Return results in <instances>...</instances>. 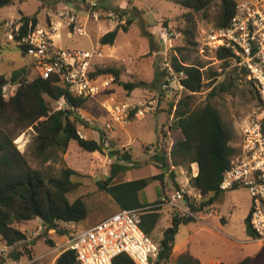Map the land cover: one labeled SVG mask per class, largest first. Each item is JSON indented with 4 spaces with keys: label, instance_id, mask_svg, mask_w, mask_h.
Masks as SVG:
<instances>
[{
    "label": "rangeland",
    "instance_id": "rangeland-1",
    "mask_svg": "<svg viewBox=\"0 0 264 264\" xmlns=\"http://www.w3.org/2000/svg\"><path fill=\"white\" fill-rule=\"evenodd\" d=\"M91 1L16 0L12 5L0 9L2 23L0 42L3 44L0 52L1 75L11 78L15 71L20 70H23L20 79L32 80L38 75L34 61L26 58L19 50L17 44L9 37L11 29L6 26L7 22H18L23 16L37 15L38 27L57 29L53 34L58 33L59 36L53 35V38L58 48L70 52H86L97 47L102 51L103 57L93 61L94 71L116 69L121 73V82L140 83L139 88L128 92L116 82L113 75H103V78L114 79L111 93H106L110 97L103 95L89 99L80 110V115L90 125L79 128L80 136L85 139H98V132L91 128L104 131L103 153H89L81 149L76 142H72L61 161L43 165L33 155L35 136L33 129L30 127L15 133L13 143L32 168L44 170L52 176H58L64 169L76 173L73 180L79 182L81 187L69 195V198L74 201L78 197H83L90 212L89 217L79 224L62 225L60 229H66L68 231L66 235L54 231L47 234L38 233L40 222L30 223L24 230L29 240L37 241L35 247L37 259L34 262L27 258L15 261L11 253L22 245L9 248L0 243V264H41L40 257L43 255L45 264H56L60 253L59 246L67 243L76 233L91 228L115 213L118 205L108 194L100 191L97 184L99 180H104L110 175L111 165L116 162L111 155L114 152L129 150L134 155V161L139 163L138 166L134 165L135 168L120 173L115 179L116 183L146 178L157 172L149 164L150 155L145 153L143 145L152 144L157 142L158 138L161 137L163 140L166 137L168 143L162 144V148L170 153L173 145L183 136L173 127L172 132L168 130L174 125L177 103L188 94L177 82L168 81V73L163 66L166 60L171 61L173 57L186 58L185 65L196 64L201 66L204 72L213 69L221 74L214 85L217 86L216 96L208 100L212 88L205 87L195 94L193 107H201L208 101L217 107L227 126L233 131L234 146L239 147L241 129L256 107V97L250 92V85L246 83L244 76L230 73L231 69L225 72L221 62L216 58V50L221 46V39L220 30H217L210 21L215 6L202 14L204 17L209 11L207 19H201V16L197 15L194 40L196 45H191L183 32L187 28L184 15L189 9L180 5L177 0H100L95 7H92ZM247 1L249 0H237L239 4ZM122 11L127 14L123 19L119 16ZM127 18L132 21L130 25ZM118 25H128V31L120 30L113 46L100 45L99 38ZM75 27H82L86 34L84 36L75 34ZM165 30L174 32L175 36H170V40L164 41L160 35ZM222 82L225 83L224 90L220 86ZM165 83H169L168 86H165ZM16 87L13 85L5 89L6 98L14 93ZM109 98L116 103L126 102L137 108L147 101H153L156 103L155 110L145 114L141 119L133 118L124 128L113 124L104 108V103ZM64 107L63 102L52 104L53 109ZM107 124H111L112 129H106ZM0 131L8 135L14 134L12 126L0 124ZM173 169L179 175L181 188L199 197V192L191 184L192 177L197 176V165L192 164L190 169L183 166H175ZM168 180L169 178L166 181ZM170 188L171 184L168 182L163 186L156 181L141 194V199L148 203L155 202L164 194H172ZM197 201L199 206L204 200L201 197ZM252 205V197L245 187L223 192L211 207L197 214L200 216L199 220L195 218L194 222L180 227L176 236L178 244L195 233L192 252L205 263L213 259L221 261V264H239L249 259V264H264V241L256 240L247 233L246 220ZM165 211L167 212L163 214L158 231L152 236L154 240H158L162 231L170 226V212L167 209ZM209 212L216 215L211 216ZM47 240L53 241L54 246L47 243ZM3 251L5 252L2 253Z\"/></svg>",
    "mask_w": 264,
    "mask_h": 264
},
{
    "label": "trees",
    "instance_id": "trees-1",
    "mask_svg": "<svg viewBox=\"0 0 264 264\" xmlns=\"http://www.w3.org/2000/svg\"><path fill=\"white\" fill-rule=\"evenodd\" d=\"M15 1L0 0V9L12 5ZM177 2L189 9L184 15L187 28L183 32L191 45H196L194 40L197 15H200L201 19H207L209 11L204 17L202 14L215 6L210 21L217 30H224L230 26L239 5L237 0H177ZM126 15L125 11L119 13L121 19ZM38 22L37 15L23 16L18 21L21 24L20 30L18 32L11 30L12 41L23 53L27 48L23 39L38 27ZM127 22L129 25L132 23L130 18H127ZM120 30L127 32L128 25H118L103 35L99 40L100 45L113 46ZM2 49L3 44L0 42V52ZM216 58L221 62L225 72L231 69L230 73L244 76L246 83L250 85V92L256 97V106L259 105L254 83L247 80V71L236 65L238 61L234 60L232 51L220 47L216 50ZM185 61L186 58L178 57H173L171 60L175 72L185 74L181 79V85L188 92L177 103L174 125L171 126V130L173 127L181 131L183 139L173 145L169 154L162 148L160 141L151 145L156 151L153 155L150 154V146H145V153L150 155L149 164L157 172L149 177L128 182L116 183L115 179L120 173L135 168L134 165L138 166L139 163L134 161L131 151H116L111 154L116 162L111 165L110 175L97 182L99 190L108 194L120 210L151 207L141 216V228L151 238L158 231L164 217L163 209L156 206L158 200L148 203L141 199V194L151 184L159 181L164 186L168 182L171 184L172 192L181 190L179 175L173 167L183 166L190 169L192 164H196L198 174L192 177L191 184L204 201L199 206L189 203L194 212H201L211 207L223 193L220 185L224 174L239 152V148L232 144L233 131L227 126L217 107L210 101L201 107H193L195 94L205 87L212 88L208 100L216 96L217 86L214 85L221 74L213 69L204 72L201 66L185 65ZM22 74L23 70L15 71L11 78L0 74V124L12 126L14 130L13 135L0 131V243L9 248L22 245L12 251L11 257L15 261L27 258L32 262L37 258L36 244H32L28 239L25 227L40 220V226L44 228L43 233L54 231L66 235L68 231L60 229L61 226L81 223L89 217L90 210L83 197H78L74 201L69 198V195L77 192L81 187L79 182L73 180L76 173L64 169L58 176H52L44 170L32 168L13 143L15 133L30 127L33 129L35 133L33 155L43 165L61 161L72 142H76L81 149L89 153H103L105 133L91 126L93 131L98 132V139H85L80 136L79 128L90 127L88 121L80 117L79 113L89 99L74 96L70 88L62 83L59 75L52 74L46 79L37 75L34 79L28 80L20 79ZM120 74V71L108 68L94 71L92 77L113 75L116 82L126 91L132 92L139 88L140 83L121 82ZM168 84L165 83V86ZM13 85L17 86L14 93L6 98L5 89ZM220 86L222 90L226 88L224 82ZM111 90L107 92L111 93ZM58 102H63L65 107L53 109L52 104ZM137 109L130 112L131 118ZM194 221L195 218L192 217H174L158 240L152 238L159 250L154 264L170 262L202 264L198 258L188 252L179 255L173 261L175 239L179 228ZM246 226L249 236L256 239L250 226V215L246 220ZM47 243L54 246L51 240H47ZM56 264H78L76 253L73 250L63 251L57 258ZM113 264L135 263L127 254H121L113 260ZM239 264H249V259Z\"/></svg>",
    "mask_w": 264,
    "mask_h": 264
},
{
    "label": "built area",
    "instance_id": "built-area-1",
    "mask_svg": "<svg viewBox=\"0 0 264 264\" xmlns=\"http://www.w3.org/2000/svg\"><path fill=\"white\" fill-rule=\"evenodd\" d=\"M99 1L92 0V7L97 6ZM6 26L18 32L21 24L10 21ZM56 32V28L49 30L37 27L23 39L27 44L24 55L34 61L38 75L45 79L52 74L59 75L62 83L76 97H108L106 92L112 89L114 79L92 77L93 61L102 55L100 49L95 47L86 52L62 50L55 45L53 33ZM75 34L84 36L86 32L82 27H75ZM160 36L167 41L175 33L165 30ZM219 36V48L225 47L232 51L234 60L238 61L236 65L244 68L247 80L254 83L260 101L241 129L239 152L225 172L220 189L223 192L239 187L248 189L253 201L250 226L256 240L264 241V0H249L239 4L230 26L220 30ZM9 37L13 39V33ZM163 66L168 73V81L177 82L183 89L181 79L185 74L176 73L170 60H166ZM155 104L153 101L143 103L133 118L141 119L153 112ZM104 108L113 124L124 127L131 123L133 118L130 112L137 107L107 100ZM106 129H112V125L107 124ZM155 153V148L150 146V154ZM201 197L181 188L172 194L160 196L156 206L167 209L171 218H198L199 212H194L189 202L197 205ZM149 208L113 213L91 228L73 235L67 243L59 246V254L73 250L78 264H113V260L121 254H127L135 264H154L158 246L141 228V216ZM37 231L43 233L44 228L40 226Z\"/></svg>",
    "mask_w": 264,
    "mask_h": 264
},
{
    "label": "crops",
    "instance_id": "crops-1",
    "mask_svg": "<svg viewBox=\"0 0 264 264\" xmlns=\"http://www.w3.org/2000/svg\"><path fill=\"white\" fill-rule=\"evenodd\" d=\"M57 36H59V34L57 33V34H55L54 35V37H57ZM99 40H100V38H99ZM101 51V50H100ZM101 53H102V51H101ZM101 57H103V53H102V55L100 56V57H98V58H96V59H99V58H101ZM95 59V60H96ZM108 97H110L109 95H108ZM109 101H111V100H113L112 98H109L108 99ZM114 101V100H113ZM126 103V102H125ZM126 104H128V105H131V104H129V103H126ZM132 107H134L133 105H131ZM170 115H172V114H170ZM171 117H173V115L171 116ZM125 128V127H124ZM169 130H170V132H172V130H171V128L169 127ZM175 131H179V130H175ZM179 132H181V131H179ZM182 134V133H181ZM110 136V135H109ZM182 136H183V134H182ZM111 137V136H110ZM162 138L160 137V138H158V140H160V144H164V143H168V140L166 139V137H165V139H163V140H161ZM183 139V138H182ZM181 139V140H182ZM119 140V139H118ZM157 140V141H158ZM165 141V142H164ZM156 142H154V143H152V144H144L143 146H151V145H153V144H155ZM127 146H129V145H127ZM142 149H143V147H142ZM142 153V152H141ZM136 154V153H135ZM137 155V154H136ZM197 174H198V171H197ZM196 174V175H197ZM111 198V197H110ZM112 199V198H111ZM112 201H113V199H112ZM114 202V201H113ZM115 203V202H114ZM120 209H119V207L117 208V210H116V212L117 211H119ZM164 212H167V211H165V209L163 210ZM216 213H217V211H216ZM209 214L211 215V216H215L216 214H214L213 212H209ZM112 215V214H111ZM110 216V215H109ZM169 216H170V213H169ZM108 217V216H107ZM107 217H105V218H107ZM199 217L200 216H198V218H197V220H199ZM104 218V219H105ZM223 219V218H222ZM103 220V219H102ZM170 220H171V217H170ZM36 221H38V222H40V220H36ZM98 223V222H97ZM40 225H41V222H40ZM39 225V226H40ZM180 229V228H179ZM195 233H193L192 235H190L187 239H185V240H182L179 244H178V242H177V239H175V247H174V251H173V261H175V259L179 256V255H181V254H183V253H186V252H188V253H190V254H192L193 256H195L196 258H198L201 262H202V264H221V261H215V260H213V259H210V260H208L206 263L199 257V256H197V254H195L194 252H192V245H193V243H194V238H195ZM177 236V235H176ZM31 243L32 244H36L37 243V241H36V239H31ZM45 255H43V256H41L40 258H41V264H45L44 263V257ZM60 256V254H58V256H57V258ZM37 259V258H36Z\"/></svg>",
    "mask_w": 264,
    "mask_h": 264
},
{
    "label": "water",
    "instance_id": "water-1",
    "mask_svg": "<svg viewBox=\"0 0 264 264\" xmlns=\"http://www.w3.org/2000/svg\"><path fill=\"white\" fill-rule=\"evenodd\" d=\"M80 117H82V116H80Z\"/></svg>",
    "mask_w": 264,
    "mask_h": 264
}]
</instances>
